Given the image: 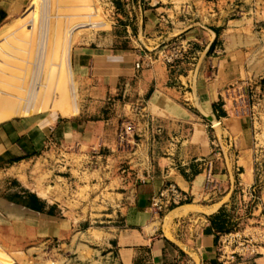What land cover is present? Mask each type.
I'll return each mask as SVG.
<instances>
[{
	"label": "crops",
	"instance_id": "crops-1",
	"mask_svg": "<svg viewBox=\"0 0 264 264\" xmlns=\"http://www.w3.org/2000/svg\"><path fill=\"white\" fill-rule=\"evenodd\" d=\"M131 1H136L141 11L144 42L153 52L81 47L73 53L72 62L81 79L94 86L92 92L98 93L103 104L111 94L135 88L139 100L125 103L121 113L141 124L138 113L146 112L149 131L140 127V142L135 140L137 147L126 153L121 151L112 127L114 119L105 113L96 120L79 111L73 118L63 112L68 120L33 116L0 122V176L11 173L19 183L13 188L10 184L14 179L6 182L10 184L5 189L18 196L14 202L0 197L1 205L8 217V212L21 216L26 241L39 243V247L98 229L106 264H264V189L246 218H241L245 222L236 228V206L243 192L257 182L254 140L246 128L237 122L231 124L219 104L226 62L238 55L230 51L235 38L220 48L215 31L202 27L208 32L203 36L195 33L191 29L195 24L176 18L182 8L177 11V6L166 3L168 0H149V8L143 0ZM25 3L0 0V25L18 15ZM165 20L171 24L168 32L163 31L167 29ZM171 39L203 44L197 54L199 62L188 74L155 58L156 47L152 45ZM209 76L215 78L209 80ZM205 119L221 126L220 131L212 126L216 144L205 135ZM190 125L192 134L187 131ZM62 154L71 161L55 160L49 166L54 170L62 165L69 168L77 174L75 182L45 183L25 170L20 177L15 175L18 165L29 166ZM78 156L83 157L81 163L73 162ZM114 157H118L116 171L108 165ZM209 161H213L217 183L207 186ZM168 184L188 193L190 201L157 213L153 199ZM58 185L67 191L58 192ZM223 222L228 232H219L214 226ZM234 230L258 244L255 256L246 255L233 263L221 257L220 237Z\"/></svg>",
	"mask_w": 264,
	"mask_h": 264
},
{
	"label": "rangeland",
	"instance_id": "rangeland-1",
	"mask_svg": "<svg viewBox=\"0 0 264 264\" xmlns=\"http://www.w3.org/2000/svg\"><path fill=\"white\" fill-rule=\"evenodd\" d=\"M143 2L149 8V0ZM166 3L177 6V11L182 8L176 18L189 25L195 24L191 28L196 30L195 33L203 36L204 31L208 32L202 27L215 31L220 48L228 39L235 38L234 50L230 51L238 55H234L233 61L226 62L219 104L222 114L233 122L231 124L237 122L239 127L246 128L249 136L251 132L257 177L256 184L243 192L236 206L237 226L245 222L241 218H246L252 203L260 200L264 189V0H168ZM141 20L137 2L131 0H26L18 15L0 25V122L33 116L68 120L70 118L63 112H69L73 118L79 111L96 120L105 113L106 117L114 119L112 127L121 151H134L135 140L140 142L138 129L145 127L149 131L146 112L138 113L141 124L129 114L121 113L125 103L139 100L135 88L126 93L111 94L103 104L98 93L92 92L94 86L78 75L72 56L81 47L125 52L142 50L143 54H151L150 44L144 42L147 39ZM166 20L167 29L163 31L168 32L171 24ZM197 34L196 38H199ZM205 39H209L207 35ZM193 43L171 39L152 46L156 47L155 58L162 64L169 68L179 66L182 73L188 74L189 70L195 69L193 64H198L197 54L203 47L201 43ZM170 57L179 58L168 65L165 59ZM205 67L207 70L208 64ZM210 78L215 77H207ZM204 125L205 135L216 144L212 126L218 131L221 126L207 119ZM187 131L193 133L191 125ZM224 140L228 144L231 141L229 137ZM82 159L78 156L73 162L81 163ZM55 160L71 161L64 154L45 157L29 166L18 165L15 175L20 177L29 173L45 183L75 182L77 174H72L69 168L62 165L63 168L57 166L54 170L49 166ZM117 161L118 157H114L108 164L109 169L116 171ZM13 179L11 173L0 176V197L10 202L16 201L18 196L16 192L7 191L9 188L5 189L10 184L6 182ZM15 179L10 187L19 186ZM214 183L217 182L214 180ZM57 189L58 192L67 191L59 185ZM79 197L82 199L83 193ZM8 214L9 217L0 202V264H106V253L100 242L102 234L97 232L98 229L78 238L67 237L58 243L57 250H53L49 245L39 247V243L27 242V229L21 216Z\"/></svg>",
	"mask_w": 264,
	"mask_h": 264
},
{
	"label": "built area",
	"instance_id": "built-area-1",
	"mask_svg": "<svg viewBox=\"0 0 264 264\" xmlns=\"http://www.w3.org/2000/svg\"><path fill=\"white\" fill-rule=\"evenodd\" d=\"M178 58L179 57H170L166 58L165 61L168 65H172ZM137 68H139V65H137ZM206 168V183L207 186H210L214 184V175L212 172L213 161H209ZM189 201L190 197L188 193L182 191L174 184H168L162 189L159 195L153 199L152 207L155 212L163 213L167 212L173 206H179ZM50 246L53 250L59 248V245L54 242L51 243ZM257 248L258 244L252 238L243 237L237 230L222 234L219 240V253L221 257H224L225 261L229 263L236 262L246 255L255 256L257 254Z\"/></svg>",
	"mask_w": 264,
	"mask_h": 264
},
{
	"label": "trees",
	"instance_id": "trees-1",
	"mask_svg": "<svg viewBox=\"0 0 264 264\" xmlns=\"http://www.w3.org/2000/svg\"><path fill=\"white\" fill-rule=\"evenodd\" d=\"M214 226H215V228H217V229L219 230V232H223V231L228 232V231L225 230V228H224V222H223L221 225H217V224H215Z\"/></svg>",
	"mask_w": 264,
	"mask_h": 264
},
{
	"label": "bare ground",
	"instance_id": "bare-ground-1",
	"mask_svg": "<svg viewBox=\"0 0 264 264\" xmlns=\"http://www.w3.org/2000/svg\"><path fill=\"white\" fill-rule=\"evenodd\" d=\"M190 207V206H189Z\"/></svg>",
	"mask_w": 264,
	"mask_h": 264
}]
</instances>
